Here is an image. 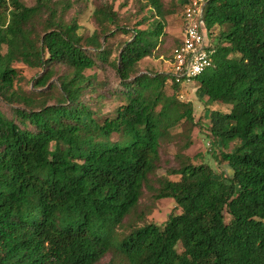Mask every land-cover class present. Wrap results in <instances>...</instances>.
I'll list each match as a JSON object with an SVG mask.
<instances>
[{"label": "trees", "instance_id": "obj_1", "mask_svg": "<svg viewBox=\"0 0 264 264\" xmlns=\"http://www.w3.org/2000/svg\"><path fill=\"white\" fill-rule=\"evenodd\" d=\"M87 1L0 0V264H264V0L203 3L214 53L193 80L226 107H205L206 129L212 144H239L211 147L230 177L183 154L201 125L182 86L139 69L172 11L138 0L134 22L98 4L84 37L64 17ZM117 36L127 39L110 45ZM16 64L39 71L30 88L15 85ZM93 70L111 73L112 87ZM106 95L117 106L103 114ZM178 127L176 166L157 176ZM145 192L179 213L131 222Z\"/></svg>", "mask_w": 264, "mask_h": 264}, {"label": "rangeland", "instance_id": "obj_2", "mask_svg": "<svg viewBox=\"0 0 264 264\" xmlns=\"http://www.w3.org/2000/svg\"><path fill=\"white\" fill-rule=\"evenodd\" d=\"M21 2L27 7L35 5V0H21ZM162 2L165 9L169 12L172 11V14L166 18L163 30L164 35L161 37V42L157 45L155 57L151 59H144L139 63V69L141 72L169 74V56L174 45L178 42L181 36V14L183 12V6H186L187 3L183 5V0H162ZM98 4H110L113 6V9L118 12L119 17H127L129 18L128 20H134V22H137V20L140 19L139 16L142 15H139L136 19L134 18V15H137V11L139 9L138 0H88L82 6H74L71 8L66 13L64 20L69 22L72 18L76 17L79 26L78 34L87 37L91 35L95 29L92 12ZM132 21H130V24H132ZM144 28L145 25H142L139 29ZM202 32L205 38V43L210 45L213 38H209L204 29ZM126 39L127 37L117 36L116 38L110 40L109 44L113 45ZM14 68L18 69L15 85L20 86L23 89L30 88L29 81L35 78L39 71L30 70L20 64L14 65ZM93 74H96L98 81L108 82L109 89L112 87L113 77L111 73H103L95 70L86 72V75ZM195 84L196 82L193 79L190 80V82H184L181 84L182 88L179 92V100L184 103L192 104L194 120L199 121L201 125L200 131L196 127L191 132L190 137L192 141L190 147L184 151L183 154L188 156L194 164L203 162L207 163L214 169V172L217 175L222 173L230 177L231 170L229 166L226 163H221L220 165L216 164L214 158L210 156V152L212 150L211 147L213 145V150L216 151V153L217 151L230 152L232 149L239 146V144L231 143L226 149L223 148L219 142L212 144V140L209 138L208 130L206 129L209 121L207 117L208 109H205V107L210 110H225L226 107L217 103L209 104L206 98H200L196 93L197 85ZM105 88L106 87H103L102 90ZM165 92L167 95L171 94V90L168 87H166ZM106 97L105 101L101 103V112L103 114L110 113L117 106V102L114 99L109 98L108 95H106ZM181 132V127H178L175 134L172 136V143L165 148L164 153L162 154V164L160 169L157 171V176L165 175L167 170L175 168L176 163L174 161V156L176 154L177 147H180L184 143ZM169 179L175 180L176 177L170 176ZM173 212L179 213V209L175 208L174 201L172 199L154 200L151 198L150 193L145 192L136 214L131 217L130 221L140 225L144 220L146 223H154L158 226H162L167 221L168 216Z\"/></svg>", "mask_w": 264, "mask_h": 264}, {"label": "built area", "instance_id": "obj_3", "mask_svg": "<svg viewBox=\"0 0 264 264\" xmlns=\"http://www.w3.org/2000/svg\"><path fill=\"white\" fill-rule=\"evenodd\" d=\"M204 0H192L184 9L180 44L170 54V75L175 83L190 82L211 66L213 49L205 43L202 28Z\"/></svg>", "mask_w": 264, "mask_h": 264}, {"label": "crops", "instance_id": "obj_4", "mask_svg": "<svg viewBox=\"0 0 264 264\" xmlns=\"http://www.w3.org/2000/svg\"><path fill=\"white\" fill-rule=\"evenodd\" d=\"M180 35H181V36H180V38H181V37H182V30H181V33H180ZM180 38H179V40H180Z\"/></svg>", "mask_w": 264, "mask_h": 264}]
</instances>
